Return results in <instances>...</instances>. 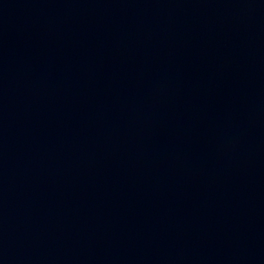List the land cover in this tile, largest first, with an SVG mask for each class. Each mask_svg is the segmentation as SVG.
<instances>
[{
	"label": "water",
	"instance_id": "water-1",
	"mask_svg": "<svg viewBox=\"0 0 264 264\" xmlns=\"http://www.w3.org/2000/svg\"><path fill=\"white\" fill-rule=\"evenodd\" d=\"M0 264H264V0H0Z\"/></svg>",
	"mask_w": 264,
	"mask_h": 264
}]
</instances>
